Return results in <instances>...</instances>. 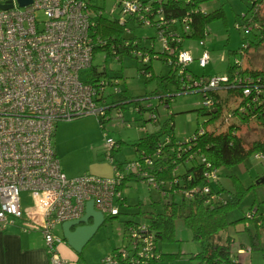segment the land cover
Returning <instances> with one entry per match:
<instances>
[{"label":"built area","instance_id":"1","mask_svg":"<svg viewBox=\"0 0 264 264\" xmlns=\"http://www.w3.org/2000/svg\"><path fill=\"white\" fill-rule=\"evenodd\" d=\"M12 1V8L0 9V224L5 226L23 215L40 218L35 225L43 234L51 264H69L58 251L64 239L55 231L57 227L80 218L89 200H94L95 208L106 217L118 215L125 198L122 184L131 173L158 189L159 183L149 170L155 155H143L119 166L112 154L115 141L107 138L105 153L114 165L112 177L66 175L53 144L57 122L88 114L104 116L106 120L109 110L116 106L107 103L105 91L117 81L110 76L94 81L93 72H86L93 67L96 47L106 43L97 33V19L107 14L93 6L91 0H32L23 7L17 0ZM116 1L115 8L120 13L117 19L126 24V35L131 33V20L140 26H156V36L168 53L166 63L178 69L180 92H200L203 107L213 108L215 101L207 93L222 88L221 83L228 82L229 76L226 73L197 78L186 70L195 59L191 49L181 48L192 31L191 19L167 18L162 10L153 11L144 0ZM175 24L184 27L173 32ZM199 44L205 47V39ZM134 54L144 62L149 60L146 50L137 49ZM209 58L204 49L198 57L200 66L205 67ZM118 113H122L119 108ZM150 117L157 119L154 114ZM205 176L207 181L218 178L215 169L207 170ZM199 191L207 193L210 187L193 188L184 196L189 199ZM22 192L31 197L27 210L22 207ZM127 237L128 244L106 256L105 262L147 264L158 256L145 224L130 225Z\"/></svg>","mask_w":264,"mask_h":264},{"label":"rangeland","instance_id":"2","mask_svg":"<svg viewBox=\"0 0 264 264\" xmlns=\"http://www.w3.org/2000/svg\"><path fill=\"white\" fill-rule=\"evenodd\" d=\"M252 3L253 0H207L202 4L204 11L222 8L224 16L213 20L208 25L205 47L199 44V40L192 38L184 40L181 48L191 49L195 58L187 66L190 72L208 79L210 76L226 74L229 65L235 66V64L247 70H264V0L253 9L256 11L254 15L258 17V21H255L257 23H253V20L247 22L244 16L245 14L247 17L253 15V11H250ZM91 4L97 8H104L106 14L112 18L120 17L119 9L115 8L116 0H91ZM128 27L130 36H136L142 46L149 48L153 45L156 51L163 50V44L156 36L154 28L139 26L134 20L129 21ZM204 49L209 52L210 58L207 65L202 67L198 57ZM105 54L104 51L97 52L93 66L99 72L106 69L111 78L118 83L106 87L107 103L114 104L125 98L126 95L122 92L124 89L130 97L129 102H124L121 114L116 107H112L103 123L104 126L100 124L95 114L59 120L54 135V146L63 167L74 172H82L81 175L88 173L112 177L114 165L105 153L107 138L115 141V162L125 163L136 160L140 152L135 150L133 143L164 127L171 113L174 114V128L171 130L170 124H167V130L173 133L175 140L180 142H184L203 127L209 131L220 132L227 130L232 124L237 125V133L242 137L247 148L254 141L264 142V124L257 117L244 121L236 112L242 105V94L224 88L213 89L219 94L221 108L217 114L218 117L209 123L207 122L210 118L207 113L209 110L202 105V93L180 92L177 90L176 81L171 79L165 88L163 78L172 74L168 64L157 54L151 61L152 78L139 71V68L144 65L137 58L124 55L119 59L109 55L105 59ZM92 68L86 72L92 73ZM237 68L239 67H234V69ZM100 77L105 75L102 74ZM116 89L119 92H115ZM160 96L167 98L168 104ZM138 100L152 104L157 113L155 121L148 120L149 111L140 113L135 110V102ZM215 108L213 112L218 111ZM167 135L168 133L164 132L162 137ZM184 169L185 167L182 166L179 172H184ZM219 172L221 181L227 187L231 185V174L237 175L245 186L255 183V186L247 191L239 207L229 212L230 220L246 216L254 217L256 221L262 222V217L264 218V155L260 152L253 153L240 164L222 167ZM123 194L125 198L119 206L118 217L103 224L90 240L98 252L105 249L112 254L114 247L127 245L129 238L125 233V221L129 219L135 222H147L149 218L143 213L161 209L167 199L148 181L139 180L135 176H131L126 181ZM176 199L180 200L181 196L176 195ZM21 200L24 205L32 203L30 195L25 192H22ZM258 229L261 246L251 249L250 234L254 235ZM55 231L61 233V227L58 226ZM228 235L232 237L231 249L239 259L246 263L264 264V225L258 227L252 220L246 222L240 219L230 225L226 231L221 232L223 240ZM204 244L205 241L194 239L192 230L184 225L182 218H178L176 239L160 243V250L163 253L177 254L179 258L161 260L154 264H198L199 260L195 255ZM91 245L89 244L88 247ZM241 247L243 251L239 250Z\"/></svg>","mask_w":264,"mask_h":264},{"label":"trees","instance_id":"3","mask_svg":"<svg viewBox=\"0 0 264 264\" xmlns=\"http://www.w3.org/2000/svg\"><path fill=\"white\" fill-rule=\"evenodd\" d=\"M144 1L151 4L153 11L162 10L163 15L167 18L174 17L183 21L185 17H189L191 19L189 25L192 31L188 34L187 38L196 40H204L208 34V25L213 20L224 16L222 8L204 11L202 9V4L207 0ZM262 1L263 0H253L250 11H253ZM255 12L256 11L252 12L253 17H247V14L244 15L247 22L253 20V23H257L255 21H258V17L254 15ZM125 26L126 24L121 23L117 18H111L105 14L100 15L97 19V33L101 38L106 40V43L104 45H98L95 49V53L104 51L106 53V58L109 55L117 56L119 59L124 55L133 56L137 58L138 61L143 62L144 67L139 68V71L144 72L149 78H152L153 71L151 61L154 55L157 54L158 57L162 58L166 63V56L168 53L164 49L162 51H156L154 46L149 48L142 46L136 36L126 35ZM150 27L154 28L155 31L157 30L154 25ZM183 27V24H175L172 31L179 32ZM127 39L131 41L126 44L125 40ZM179 45H182V43L179 42ZM112 48L115 51H113ZM137 49L146 50L149 55V60L144 62L135 55L134 50ZM235 66L239 68L234 69ZM235 66L229 65L226 72L229 76V81L221 83V86L226 90L242 94V105H240V109L236 111L239 117L244 121H247L251 117H257V119L264 124V70H247L240 65L235 64ZM169 68L172 75L170 76L168 74L164 76V86L166 88L167 82L171 79V81H176L177 90L180 91L181 81L178 69L170 66ZM92 69L94 81L100 78L102 74L112 77L106 69L102 72H99L94 66ZM186 70H188V67ZM192 74L194 77H201L194 73ZM235 78H237V80ZM247 89L249 90L248 94L245 93ZM122 92L126 97L114 103L116 104L115 107L117 109L119 108L120 111L124 108V102H129L128 100L130 99V97L127 96L126 89ZM208 94H210L215 101L213 108H207L209 110L207 113L210 115L209 121L207 122L210 123L218 117L217 114L221 105L220 97L217 92L211 90L207 95ZM161 99L168 104L167 98L161 97ZM214 108L218 111L213 112ZM135 110L140 113L149 111L150 115L154 114L157 118V113L151 103L146 104L138 100L135 102ZM170 115L164 127L139 138L133 143L135 150L140 152L138 159H141L143 155H155L154 165L150 167L149 170L159 183V191H166L163 196L167 199L164 201L161 209L143 213L149 218L147 222L126 220L124 225L125 233L127 234V229L130 225H146L147 232L152 234L155 249L158 252V256L150 259L147 264H154L161 260L176 259L179 258V255L163 253L160 250V243L176 239V221L178 218H182L184 225L192 230L193 238L205 241L202 249L195 255L199 260L198 264H252L251 262L246 263L237 257L231 249L232 237L228 235L225 240H223L221 232L226 231L230 225L240 219L246 222L247 220H252L257 223L258 227L264 225L263 217L262 222L256 221L254 217L247 218L246 216L237 220H230L229 218V212L239 207L243 197L250 188L255 186V183L250 186H245L237 175L231 174V185L227 187L220 179L221 174L219 169L238 165L253 153L260 152L264 155V142L254 141V143L247 148L244 140L237 133V125L234 124L230 125L227 130L220 132L209 131V129L203 127L204 131L202 133L199 132V129L190 138L186 139L184 142H180L175 140L173 133L171 134L167 130V124H170L171 130L174 128V114L171 113ZM98 118L100 124L104 126L105 117L98 116ZM148 120H153V118L149 117ZM164 132L168 133L166 137H162ZM115 150L116 145L112 150L113 157L115 155ZM207 163L210 164V167L207 166ZM115 164L120 166L123 163L115 162ZM182 166L185 167L184 172H179ZM214 169L217 171L218 178L213 181H207L205 176L206 171ZM131 176H135L139 180H142L136 173H131L126 176L122 184V189H124L126 181ZM204 185L210 187L209 192H195L194 196L189 199L184 196V192L192 191L193 188H201ZM176 195H180L181 199L177 200ZM118 215L108 216L105 223L108 220L118 217ZM250 238L251 249L260 248L261 237L259 229L254 235L250 234ZM117 249L118 248H115L113 252ZM242 249V247L239 248V250Z\"/></svg>","mask_w":264,"mask_h":264},{"label":"crops","instance_id":"4","mask_svg":"<svg viewBox=\"0 0 264 264\" xmlns=\"http://www.w3.org/2000/svg\"><path fill=\"white\" fill-rule=\"evenodd\" d=\"M57 126L58 122L56 124V128ZM56 128L55 132L57 131ZM54 148L59 157L55 146ZM62 169L69 177H77L82 173L78 171H71V169L63 166ZM25 193L28 194L27 192ZM30 205L31 204H22V207L27 210ZM40 222L41 219L38 217L23 215L20 218L14 219L5 226L0 224V264H51L43 234L41 230L35 225L39 224ZM56 232L58 233V231ZM58 234L62 235V232ZM89 244H92L91 247H88ZM93 244L94 243H90L89 241L84 246L83 250L78 253L73 250L66 243V241H63L58 245V251L60 255L68 261L69 264H109L105 262L104 259L105 255H110V252L105 249H103L101 252H98ZM112 244L113 243L111 242V245ZM116 247L113 248V251ZM93 255H95V258H93Z\"/></svg>","mask_w":264,"mask_h":264},{"label":"water","instance_id":"5","mask_svg":"<svg viewBox=\"0 0 264 264\" xmlns=\"http://www.w3.org/2000/svg\"><path fill=\"white\" fill-rule=\"evenodd\" d=\"M18 5H29L32 0H17ZM14 6L12 0L0 3V9L6 10ZM106 216L95 208L94 200L86 203L84 214L73 220L62 223L61 230L64 241L76 252L80 253L84 246L94 237L99 228L105 223Z\"/></svg>","mask_w":264,"mask_h":264},{"label":"flooded vegetation","instance_id":"6","mask_svg":"<svg viewBox=\"0 0 264 264\" xmlns=\"http://www.w3.org/2000/svg\"><path fill=\"white\" fill-rule=\"evenodd\" d=\"M1 3V2H0ZM110 111V110H109Z\"/></svg>","mask_w":264,"mask_h":264}]
</instances>
